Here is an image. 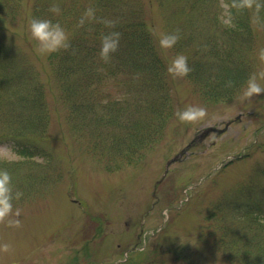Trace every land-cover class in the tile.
I'll use <instances>...</instances> for the list:
<instances>
[{
    "label": "rangeland",
    "instance_id": "1",
    "mask_svg": "<svg viewBox=\"0 0 264 264\" xmlns=\"http://www.w3.org/2000/svg\"><path fill=\"white\" fill-rule=\"evenodd\" d=\"M35 1L42 0H0V45L14 64L34 69L43 88L47 126L29 140L47 151L50 162L36 158L27 162L30 168L24 165L40 175L30 189L13 178V211L0 219V264H236L220 251L219 219L209 213L218 204H234L241 191L264 187V92L246 97L240 88L230 99L207 101L190 80L167 72L174 113L163 136L136 161L107 168L65 120L48 54L39 52L28 28ZM155 1L141 0L167 67L176 54L161 49L158 36L188 16H170L173 5L161 10ZM211 3L209 10L223 21L230 4ZM257 20L249 21L256 33L253 73L264 84V56L259 55L264 29ZM218 28L207 23L203 29L218 33ZM189 104L205 106L206 115L180 120L178 112ZM189 142L164 173L167 161ZM14 152L0 143V159L17 160ZM23 195L30 197L24 201Z\"/></svg>",
    "mask_w": 264,
    "mask_h": 264
},
{
    "label": "trees",
    "instance_id": "2",
    "mask_svg": "<svg viewBox=\"0 0 264 264\" xmlns=\"http://www.w3.org/2000/svg\"><path fill=\"white\" fill-rule=\"evenodd\" d=\"M212 1L155 2L161 10L173 5L170 16H188L184 24L164 28L180 37L170 50L188 56L191 71L184 77L205 100L222 101L232 98L255 69L256 33L249 21L257 17L264 29V0H250V7L247 0H224L230 6L221 22L209 10ZM56 6L61 9L59 14L52 11L54 5L35 1L31 14L59 20L70 33V46L48 54L47 59L71 132L107 168L131 163L133 157L136 161L144 149L161 139L174 113L166 64L141 0H67ZM89 6L95 7L97 16L116 20L115 28L121 33L120 46L107 62L99 49L101 36L109 27L99 20L79 23ZM207 23L219 27V32L207 33L203 29ZM44 100L34 69L14 64L0 45V143L11 145L20 157L0 159V168L12 173V184L17 175L24 188H30L40 176L25 170L24 165L46 156L40 145L29 140L45 133ZM252 188L241 191L234 204H218L209 213L219 219L216 238L220 251L236 264H264V187ZM14 190L12 185V195ZM224 211L226 215L218 216Z\"/></svg>",
    "mask_w": 264,
    "mask_h": 264
},
{
    "label": "clouds",
    "instance_id": "3",
    "mask_svg": "<svg viewBox=\"0 0 264 264\" xmlns=\"http://www.w3.org/2000/svg\"><path fill=\"white\" fill-rule=\"evenodd\" d=\"M52 11L59 14L61 9L55 6ZM99 20L109 27L101 36L99 55L105 62L111 59V54L120 46L121 33L115 28L116 20L108 17H99L95 7H87L79 19L80 24ZM28 28L31 37L35 40L37 48L42 54H50L60 49H66L70 46V33L68 29L59 20L49 16H32L29 20ZM177 32H161L158 36V43L161 49L172 48L179 40ZM260 56H264V48L259 51ZM166 71L173 77L185 76L191 71L188 63V56L180 52L176 54L167 64ZM242 94L251 97L254 94L264 92V84L260 82L256 73H252L240 86ZM207 113V108L203 105L189 104L178 112L180 120L193 122L202 119ZM8 158H12V155ZM13 211L12 203V173L7 168H0V219L9 216ZM18 211V209H17ZM9 222L19 224V220H10ZM3 247L7 248L5 244Z\"/></svg>",
    "mask_w": 264,
    "mask_h": 264
}]
</instances>
